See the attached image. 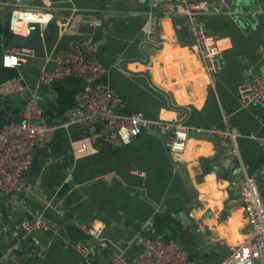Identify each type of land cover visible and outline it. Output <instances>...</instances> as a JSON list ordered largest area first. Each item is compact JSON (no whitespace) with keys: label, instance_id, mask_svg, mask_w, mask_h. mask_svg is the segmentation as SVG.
Here are the masks:
<instances>
[{"label":"crops","instance_id":"1","mask_svg":"<svg viewBox=\"0 0 264 264\" xmlns=\"http://www.w3.org/2000/svg\"><path fill=\"white\" fill-rule=\"evenodd\" d=\"M258 1L260 11L252 13V21L244 18V24L233 19L229 9L225 8L200 15L206 19V30L217 38L224 57L214 87L208 86L184 17L163 15L153 4L141 0H51L55 17L48 24L47 35L42 37L44 57L28 55L20 66L37 65L38 60L43 66L47 57L66 44L60 17L72 8L99 17L102 10H122L134 15H129L121 26H115L109 36L101 35V26L94 31H85L83 35L89 37L85 44L90 54L106 66L99 81L119 94L121 112L137 109L148 118L181 121L192 128L219 127L226 121L243 133L264 137V110L253 103L243 106L241 91L245 81L264 74V0ZM225 2L228 4V0ZM40 4V0H32L30 4L16 5L29 8ZM7 10L0 5V25L7 19ZM0 36L4 34L0 32ZM12 72L18 73L16 68L5 70L8 78ZM81 86L80 79L68 78L56 82L52 90L44 88L45 99L46 93L55 96L58 107L53 113L57 118L64 117L67 122L73 94ZM62 92L68 94L65 100L60 99ZM59 99L67 105L63 110ZM171 106L185 107L187 111ZM80 133V128L74 129V135ZM162 138L143 131L130 144L112 146L100 142L90 154L82 155L89 157L97 154L99 147H107L90 161V165L109 173L90 205H80L73 221L98 222L108 236L127 243L122 238L125 237L124 230L130 235L142 228L146 219H154L149 231L152 236L153 232L162 229L156 218L175 213L179 231L181 217L186 223L206 230L208 241L203 248L195 246L193 259L221 264L248 231L237 187L238 163L228 154L224 143L210 132L190 131L184 151L176 155L167 150ZM238 147L246 172L256 181L264 208V145L256 139L242 137ZM54 176L48 179V187L55 185ZM31 184L35 185L38 199L25 197L26 192H20L13 198H5V207L23 220L26 216L32 218L42 213L45 218L57 221L59 216L44 209L41 202L48 198L47 193L38 182ZM154 205L165 211H156ZM46 211L48 213L44 215ZM50 214L51 218L48 217ZM58 226L56 235L49 231L33 233L34 245L44 246L41 250L44 264H83L82 258L71 247L66 229L61 228L62 224ZM73 227L68 230L66 226L68 231ZM2 237L0 235V242ZM17 243L20 244V240ZM186 250L189 253L190 244ZM139 251L129 245L127 258L132 260Z\"/></svg>","mask_w":264,"mask_h":264},{"label":"built area","instance_id":"2","mask_svg":"<svg viewBox=\"0 0 264 264\" xmlns=\"http://www.w3.org/2000/svg\"><path fill=\"white\" fill-rule=\"evenodd\" d=\"M149 4H158L163 15H181L187 22L192 45L195 48L203 70L208 78V86L214 87L216 75L224 64L222 50L217 38L209 33L199 16L212 9L220 11L225 0H141ZM37 7H17L16 0H0V5L8 10L7 25L11 32L24 35L38 29L40 34L55 17L51 0H40ZM62 34L66 44L58 47L47 57L41 67L38 82L45 89L52 90L56 82L68 78H78L82 87L73 94V105L67 112V123L74 122L82 127L84 138L72 142L74 156L90 154L100 142L112 146L130 144L138 135L147 130H158L164 135V146L172 154L184 151L190 131L210 132L215 134L227 149L228 154L238 163L240 178L237 182L239 200L246 216L248 231L245 238L236 244L221 264H264V208L260 193L253 176L248 175L240 156L238 140L242 137L253 138L264 145V137L253 133H243L239 128L224 121L219 127L192 128L181 121H163L145 116L141 110L128 112L119 110L122 100L119 94L99 80L106 72V66L93 57L83 39L85 31L100 28L102 21L92 13H82L75 9L60 17ZM30 49L11 47L3 50L1 66L16 68L25 57L31 55ZM243 106L256 104L264 110V74L254 75L244 82ZM26 91L21 83V76L16 73L0 83V96L22 95ZM56 126L42 122V110L37 103V96L31 94L21 111V120H11L0 129V193L5 198H13L16 193L26 192L25 197L37 198V191L27 179V170L33 147L49 142ZM38 199V198H37ZM41 200V198L39 197ZM44 209L57 216L62 215L57 202L46 198L41 200ZM192 217V214H190ZM24 237L36 231L51 232L56 235L58 224L45 218L42 213L33 215L21 223ZM75 227L90 235L99 250L109 258L108 264H208L190 257L188 251L172 238H145L150 225L142 228L141 249L129 260V243H121L104 231L102 224L94 221H76ZM14 245L0 255V264L9 258ZM72 249L83 258L89 255V247L80 240L71 242Z\"/></svg>","mask_w":264,"mask_h":264},{"label":"water","instance_id":"3","mask_svg":"<svg viewBox=\"0 0 264 264\" xmlns=\"http://www.w3.org/2000/svg\"><path fill=\"white\" fill-rule=\"evenodd\" d=\"M16 2L18 4H30L32 0H16ZM153 7L159 9L158 4H153ZM222 8H225V10L229 9V15L236 21L243 23L244 18L252 21L250 17L253 12L260 11V4L258 0H228V4H224ZM212 12H214L213 9ZM99 13L102 21V36H109L115 26H121L122 22L129 15H134L122 10H102ZM199 20L203 24L206 21L203 16H199ZM48 29L49 26L41 32V35L39 30L35 29L27 35L15 34L9 31L5 36H0V83L7 78L4 68L1 66L3 50L11 47H22L24 49H31L32 55L34 56L44 57V53L42 52V37L47 35ZM83 39L87 42L89 37L83 36ZM41 66V61L38 60L37 65L16 67V71L20 74L21 83L25 85L26 91L22 95L0 96V129L11 120L20 121L21 111L26 103V99L29 95L36 94L37 103L42 110V122L53 124L56 126V129L48 143L32 148L30 165L27 170V179L31 183L38 182L41 188L47 193L48 198L57 202V206L62 211V215L59 216L56 222L62 224V227L60 226L61 228L66 229L65 232L69 240L83 241L89 247V255L86 258L80 257L82 258L83 264H98L99 262H101L100 264H108L109 258L104 252L99 250L94 239L84 231L73 227L75 223L73 219L76 215L75 213L78 212V208L80 205H83V207L90 205L92 198L99 190V186L105 182L106 176L109 173L105 169H93L90 165V161L107 147H99L98 153L89 157L74 156L71 143L85 137L82 132V127L74 122L67 123L64 126V117L57 118L54 115L53 112L58 107L55 96L51 93H46L47 99H45L43 97L45 89L38 84ZM158 90L161 91L160 89ZM171 107L175 110L187 111L185 107ZM75 128H80L81 133L79 136L73 134ZM147 131L161 135L163 137L162 139H164V135L158 130ZM193 132L196 133V131ZM53 174H55L54 177L56 179L55 185L48 187V179ZM262 177L264 182V175ZM4 200L5 196L0 193V235L3 236V241L0 242V255L16 244L19 245V248L13 250L9 258L2 264H44L41 258V250L44 249V246L34 245V234H30L26 238L24 237V229L21 225L23 219L14 215L12 210L5 207ZM153 207L156 211H162V209H159L155 205ZM47 211L44 212V215H47ZM152 215H150V218ZM51 216L52 214L48 215L50 218ZM25 218L31 219L30 216H26ZM176 218L178 217L175 213H169L164 218H156V222H160L159 224H161L162 229L161 231L156 230L153 232L152 237H171L185 247H188L190 244L189 255L194 258L195 246L199 245L203 248L208 241L207 238L205 239L207 237L205 235L206 230L195 224L191 223L190 225L189 222L186 223L184 217H181L182 226L181 231H179L175 223ZM145 222L151 227L154 219L148 221L146 219ZM142 223L141 227L143 225ZM131 225L132 223L129 222V226ZM66 226L73 227V229L68 231ZM6 231L11 235L14 232L13 236L8 237ZM124 231L122 233L125 236L122 237L123 240L127 241L132 247L140 250L141 242L138 239L142 237L141 228H137L134 233L131 231L132 233L130 232V235H126ZM147 237H150L148 231L145 234V238ZM17 240H20V244L17 243ZM99 254L101 255V259L97 260Z\"/></svg>","mask_w":264,"mask_h":264},{"label":"trees","instance_id":"4","mask_svg":"<svg viewBox=\"0 0 264 264\" xmlns=\"http://www.w3.org/2000/svg\"><path fill=\"white\" fill-rule=\"evenodd\" d=\"M5 21H6V19L3 21V24L0 25V32H2V33L4 34V36L9 32V29L7 28V22H5ZM13 74H14V73L12 72V73L9 74V76H12ZM81 87H82V86H81ZM60 93H61V92H60ZM66 95H68V94L62 92V94H61V96H60V99L62 98L63 100H65V99H66ZM60 99H59L60 105H62V107H64V108H62V107H60V108H61V110H63V109H65V108L67 107V105L61 103ZM72 105H73V97H72V104H71V106H72ZM68 106H69V105H68ZM69 107H70V106H69ZM67 227H68V230L71 228V227H69V226H67Z\"/></svg>","mask_w":264,"mask_h":264},{"label":"clouds","instance_id":"5","mask_svg":"<svg viewBox=\"0 0 264 264\" xmlns=\"http://www.w3.org/2000/svg\"><path fill=\"white\" fill-rule=\"evenodd\" d=\"M16 4H17V3H16ZM7 21H8V11H7V19H6L5 22H7ZM7 28H8V25H7ZM8 29H9V28H8ZM37 30H38V29H37ZM9 31H10V30H9ZM10 32H11V31H10ZM12 33H13V32H12ZM39 33H40V32H39ZM15 34H16V33H15ZM24 35H27V34H24ZM40 35H41V34H40ZM30 50H31V49H30ZM31 51H32V50H31ZM31 55H32V54H31ZM2 68H3V67H2ZM6 69H11V68H4V71H5ZM13 69H14V68H13ZM15 74H16V73H15ZM13 75H14V74H13ZM13 75H12V76H13ZM10 77H11V76H10ZM7 78H8V77H7ZM7 78H6V79H7ZM6 79H5V80H6Z\"/></svg>","mask_w":264,"mask_h":264},{"label":"bare ground","instance_id":"6","mask_svg":"<svg viewBox=\"0 0 264 264\" xmlns=\"http://www.w3.org/2000/svg\"><path fill=\"white\" fill-rule=\"evenodd\" d=\"M85 155H87V154H85Z\"/></svg>","mask_w":264,"mask_h":264},{"label":"rangeland","instance_id":"7","mask_svg":"<svg viewBox=\"0 0 264 264\" xmlns=\"http://www.w3.org/2000/svg\"><path fill=\"white\" fill-rule=\"evenodd\" d=\"M185 247V246H184ZM186 248V247H185Z\"/></svg>","mask_w":264,"mask_h":264}]
</instances>
